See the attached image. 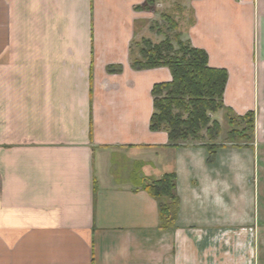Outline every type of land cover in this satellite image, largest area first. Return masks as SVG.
<instances>
[{
  "label": "crops",
  "instance_id": "1",
  "mask_svg": "<svg viewBox=\"0 0 264 264\" xmlns=\"http://www.w3.org/2000/svg\"><path fill=\"white\" fill-rule=\"evenodd\" d=\"M176 1L181 40L227 73L224 106L253 113V144L210 153L150 130L172 76L133 69L134 43L162 41ZM145 2L0 0V264H264V0ZM170 172L164 230L140 181Z\"/></svg>",
  "mask_w": 264,
  "mask_h": 264
},
{
  "label": "trees",
  "instance_id": "2",
  "mask_svg": "<svg viewBox=\"0 0 264 264\" xmlns=\"http://www.w3.org/2000/svg\"><path fill=\"white\" fill-rule=\"evenodd\" d=\"M154 1L146 0L141 9H150ZM162 19L170 33L157 31L164 36L157 43L146 39L134 43L138 57L132 59L131 63L132 68L137 70L166 67L172 76L170 82L155 84L151 90L153 113L149 123L150 130L165 132L170 144L174 146L194 141L212 153L219 147L214 142L219 136L220 126L210 116L224 110L228 113L229 125L244 121L247 127V130L243 129L238 135L232 129L227 135L228 140L232 142L234 138H238L244 143L251 142L253 113L237 116L224 106L226 71L211 68L203 50L183 42L179 32H172L176 30L177 24L171 15L163 14ZM140 186L158 201L160 229L173 228L178 213L175 173H166L158 179H143Z\"/></svg>",
  "mask_w": 264,
  "mask_h": 264
},
{
  "label": "rangeland",
  "instance_id": "3",
  "mask_svg": "<svg viewBox=\"0 0 264 264\" xmlns=\"http://www.w3.org/2000/svg\"><path fill=\"white\" fill-rule=\"evenodd\" d=\"M179 1H176V2H174L173 4H172V6H171V8H170V11H172L173 12V15H172V17H173V19L175 20V21H177V22H179L181 19H180V11H179V7L180 6H178L179 5V3H178ZM178 7V8H177ZM172 12H170V13H172ZM176 22V24H177V26H176V30H173L172 32H175V31H177V32H179L177 29H178V24L179 23H177ZM158 24L154 27V28H158L157 30L158 31H162L164 34L165 33H170V32H168L167 30H166V25H165V23L164 22H162L161 20H159L158 22H157ZM154 30H156V29H154ZM156 30V31H157ZM163 38H164V36L163 35H161ZM135 52H136V50H135ZM135 55H136V53H134V57H135ZM137 57V56H136ZM219 114V113H222V116H221V119H219V120H221L222 121V125H220L219 123V126H220V132H219V136L217 137V139H216V141L214 142V143H217V145L219 146V147H221V146H226V145H233V146H238V147H245V146H248V145H251V144H253V140L251 141V142H248V143H244V142H242L241 140H239L238 138H234L235 140L234 141H232V142H230L229 140H228V138H227V135H228V133L232 130V129H234V130H236L235 132H236V134L238 135V133L240 134L242 131H243V129H246L247 130V127H246V123L243 121V122H240L239 124H234L233 126H231V125H229V122H228V113H226V111H224V110H221V111H218V112H216V113H213V114H211V120H214V121H217V120H215V118H213L212 116L214 115V114ZM229 116H230V114H229ZM232 116V115H231ZM244 133H245V131H244ZM235 134V136L237 137V135ZM203 136H205V133H203ZM252 136H254V117H253V135ZM221 137V139L220 140H218V138H220ZM190 143H198V142H190ZM207 143H210V142H207ZM263 150H264V147H263ZM262 180L264 181V175H263V178H262Z\"/></svg>",
  "mask_w": 264,
  "mask_h": 264
}]
</instances>
